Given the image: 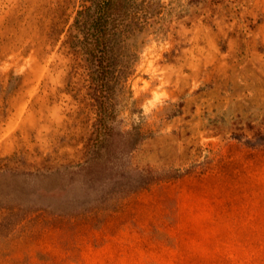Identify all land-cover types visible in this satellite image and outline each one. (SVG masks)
Wrapping results in <instances>:
<instances>
[{
  "label": "rangeland",
  "instance_id": "rangeland-1",
  "mask_svg": "<svg viewBox=\"0 0 264 264\" xmlns=\"http://www.w3.org/2000/svg\"><path fill=\"white\" fill-rule=\"evenodd\" d=\"M157 2L101 87L80 0H0V264H264V0Z\"/></svg>",
  "mask_w": 264,
  "mask_h": 264
},
{
  "label": "trees",
  "instance_id": "trees-1",
  "mask_svg": "<svg viewBox=\"0 0 264 264\" xmlns=\"http://www.w3.org/2000/svg\"><path fill=\"white\" fill-rule=\"evenodd\" d=\"M157 3V0H80L74 25L101 87L105 86L112 65L109 45L113 35L129 19L141 17V11H148Z\"/></svg>",
  "mask_w": 264,
  "mask_h": 264
}]
</instances>
